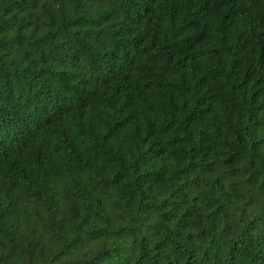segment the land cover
<instances>
[{"label":"trees","instance_id":"16d2710c","mask_svg":"<svg viewBox=\"0 0 264 264\" xmlns=\"http://www.w3.org/2000/svg\"><path fill=\"white\" fill-rule=\"evenodd\" d=\"M0 264H264V0H0Z\"/></svg>","mask_w":264,"mask_h":264}]
</instances>
